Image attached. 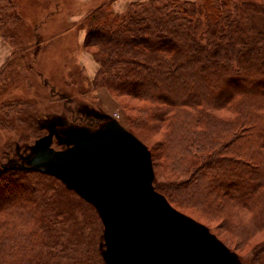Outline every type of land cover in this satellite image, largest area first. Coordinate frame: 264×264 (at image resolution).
Masks as SVG:
<instances>
[{"label": "trees", "instance_id": "obj_1", "mask_svg": "<svg viewBox=\"0 0 264 264\" xmlns=\"http://www.w3.org/2000/svg\"><path fill=\"white\" fill-rule=\"evenodd\" d=\"M4 1L14 8L12 0ZM106 2L111 4L102 0L90 9L80 26L84 47L99 65L96 77L133 99L126 104L129 111L165 125L166 139L172 122L177 124L174 167L181 162L185 177L163 187L152 149L126 127L151 153L154 190L205 225L245 264L236 247L179 203L191 200L224 212L227 205L254 210L263 201L250 215L251 228L237 217L225 218L244 235L264 228V175L256 172L264 169V28L253 20L264 15V0H148L131 2L122 13L101 10ZM44 24L40 19L33 26L31 39L38 44ZM43 83L51 90L56 86L49 76ZM56 94L70 102L66 92ZM84 209L92 216L86 211L85 219H77ZM93 218L101 223L92 205L55 177L22 166L0 167V264H95ZM87 227L88 237L82 236ZM77 248L70 260L69 250ZM256 252L257 263L264 264V244Z\"/></svg>", "mask_w": 264, "mask_h": 264}, {"label": "rangeland", "instance_id": "obj_2", "mask_svg": "<svg viewBox=\"0 0 264 264\" xmlns=\"http://www.w3.org/2000/svg\"><path fill=\"white\" fill-rule=\"evenodd\" d=\"M59 1L63 4L59 12L64 11L65 15L74 14L80 18L90 9L96 7L102 0H96L95 3L92 1L90 2L91 4L89 3V5L87 4L83 7L75 0ZM181 1L198 2L199 0ZM235 1L241 3L246 0ZM19 3V0H12L14 7L12 8L6 1H0V36L4 37L9 45H7L9 50H11L9 59L6 64L1 66L2 69L0 71V167H4L7 164L13 167L36 166L38 163L37 160H34L38 153L36 149H41L40 143L36 144V141L48 135L49 130L55 132L56 135L52 139L53 143L51 147L55 150H63L67 148L65 143L62 142V140L66 139L65 131L67 127H92L89 129L95 131L104 125L106 120L114 119L125 129L128 127L135 132L152 149L159 186L163 187L166 184L184 179L185 176L180 174L182 163L178 161L179 168L177 170L174 167V155L178 152L176 151L178 141L174 136L177 124L172 122L171 135L166 139L169 129L165 125H159L155 120L149 118L148 115L143 116L138 114L132 108L129 111L126 104L131 105L133 99L111 91L101 79L96 77L99 65L91 52L85 49V37L83 41L81 39L77 40V32H75L74 35L68 34L63 37V43L61 40L59 41V43L65 46L64 50L56 55L58 58L56 61L59 62V66L61 67L57 68L58 74H53L54 78L48 75L56 86L53 87L54 90H51L49 84L47 86L44 85L43 80L48 76L40 75V72L43 70L44 74H46V71L50 70V64L53 62L52 59L55 56L53 57V52L49 50V47L42 52V55H49V59L43 61L45 64L41 63L39 56L34 58V49L38 43L34 38L30 39L25 34L30 28L27 24L29 21L28 17H26L28 22L25 20L24 7L22 10ZM107 7H111L110 2L102 3L101 10H105ZM12 9H15V12ZM50 13V15H47V19L55 14V12ZM27 14L32 15L33 13L27 12ZM64 14H59L56 27L59 25V21L65 19ZM13 17L15 18L14 22L8 25ZM253 18L256 26L264 28V25H262L264 24V15L255 14ZM52 19H55L54 15L49 20ZM38 38L41 42H44L42 41V35H39ZM41 42H39L38 48L45 45ZM83 51H85V56L80 59ZM68 65L72 68H68ZM7 69L12 70L6 72ZM56 91H63L69 94L70 102L64 104L56 94ZM18 99L21 102H18ZM215 112L221 113L224 116L231 115V113L222 112L221 110H215ZM79 115L82 118H90L99 122V126L95 127L92 125L86 127L85 124L87 122L74 119L75 116ZM61 121L65 122V127L61 124ZM39 167L42 168L40 165ZM256 172L264 175V169H257ZM247 185L250 186V183H247ZM260 186L264 191V181ZM229 191L233 192L231 189ZM262 202L254 210H247L243 207L233 208L231 205H227L224 208V212L216 211L210 207L207 208L191 200L179 204L183 207L182 210L204 221L229 246L232 248L236 247V250L242 255L245 264H258L256 250L264 244V228L260 229L257 227L255 232L244 235L243 230L233 222H229L225 218V215L237 217L239 224L247 225L248 228H251L250 215H254V213L259 211L256 209L261 207ZM86 211L92 216L91 210L84 209V215L80 211L79 214L77 213V219H85ZM93 221L96 225V236L95 244L93 245L94 250L91 253L92 263L105 264L103 258L105 250L103 226L98 219L93 218ZM90 231L89 227L85 228L82 236L88 237ZM80 250L79 248L77 250L70 249V260L76 258ZM52 261L58 260L52 259Z\"/></svg>", "mask_w": 264, "mask_h": 264}, {"label": "water", "instance_id": "obj_3", "mask_svg": "<svg viewBox=\"0 0 264 264\" xmlns=\"http://www.w3.org/2000/svg\"><path fill=\"white\" fill-rule=\"evenodd\" d=\"M65 134L63 150L51 147L52 130L39 138L38 163L25 168L55 177L92 205L103 226L105 264H243L154 190L150 151L116 120L95 131L69 126Z\"/></svg>", "mask_w": 264, "mask_h": 264}, {"label": "crops", "instance_id": "obj_4", "mask_svg": "<svg viewBox=\"0 0 264 264\" xmlns=\"http://www.w3.org/2000/svg\"><path fill=\"white\" fill-rule=\"evenodd\" d=\"M19 6L22 8L24 7V12H25V20L26 17H28V27L29 31H26L25 34L28 35L31 39L32 32H33V26L35 24V22H38L40 19H44V21L46 22V24H44L43 26H41V28L38 30V34L43 36L41 43H44L45 45L42 47H39V51L37 53V56H39V59L41 60L42 64H45L43 61L48 60L49 59V55H42V52L45 51V49L49 48V50L51 52H53V57L55 56L54 59H52V63L50 64V70H48V72L46 71V74H44L45 72L42 70L40 73V75H46V76H54L56 74H58V70L57 68L61 67L59 66V62L56 61L58 58L56 57L57 53H61V51L64 50L65 46L62 44L63 41V37H65L66 35H74L75 32H77L76 37L77 40L81 39L83 41L84 39V35L85 32L80 28L82 20L84 18V15L79 17H76V15L74 14H64V11L59 12L63 6L61 1H57L56 0H19ZM77 3H79V5L85 6V5H89L90 2L93 1V3H95L96 0H75ZM107 1H111V8L117 12V13H122L127 5L131 2H137V1H148V0H107ZM60 4V6H59ZM91 4V3H90ZM24 5V6H23ZM20 10V9H19ZM28 13H33L32 15H28ZM37 12V14H36ZM54 13V18L52 20H49L53 15L50 16L49 19H47V15H50L51 13ZM59 14H64L65 19L59 21V25H57L56 27V23L58 22L57 18L59 16ZM43 15V16H42ZM76 17V19H75ZM46 18V19H45ZM27 21V20H26ZM27 21V22H28ZM49 23V24H47ZM31 25V26H30ZM53 25V26H52ZM25 27V26H23ZM78 27V30H77ZM51 28H53L51 31H49ZM80 30V32H79ZM79 32V33H78ZM75 37V38H76ZM61 40L62 43H59V41ZM57 42V43H56ZM7 42L5 41L4 37L0 36V71H1V66L3 64H6L7 60L10 57V52L11 50H9V45L7 46ZM85 51H83L82 56L80 57V59L84 58L85 56ZM36 58V57H35ZM54 68V69H53ZM68 68H72L71 66L68 65ZM13 69V68H12ZM12 69H7V71H10ZM45 70H47L45 68ZM1 73V72H0ZM54 74V75H53ZM39 75V76H40ZM45 76V77H46ZM54 78V77H53ZM15 80V79H14ZM12 80V81H14ZM68 88V87H67Z\"/></svg>", "mask_w": 264, "mask_h": 264}, {"label": "flooded vegetation", "instance_id": "obj_5", "mask_svg": "<svg viewBox=\"0 0 264 264\" xmlns=\"http://www.w3.org/2000/svg\"><path fill=\"white\" fill-rule=\"evenodd\" d=\"M74 119L75 120H77V119H80L82 122L84 121L85 123L87 122V124H89V125H87V124H85L86 125V127H89V126H95V127H98L99 125V122H97V121H95V120H92V119H90V118H82L81 117V115H79V116H75L74 117ZM94 127V128H95ZM89 128H92V127H89Z\"/></svg>", "mask_w": 264, "mask_h": 264}]
</instances>
